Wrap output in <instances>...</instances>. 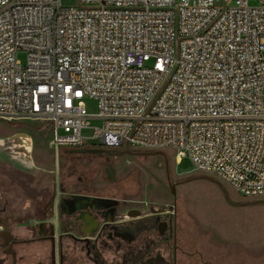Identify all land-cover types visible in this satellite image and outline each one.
Listing matches in <instances>:
<instances>
[{"label":"built area","instance_id":"built-area-1","mask_svg":"<svg viewBox=\"0 0 264 264\" xmlns=\"http://www.w3.org/2000/svg\"><path fill=\"white\" fill-rule=\"evenodd\" d=\"M20 117L55 152L172 149L264 197V0H0V120Z\"/></svg>","mask_w":264,"mask_h":264},{"label":"rangeland","instance_id":"rangeland-1","mask_svg":"<svg viewBox=\"0 0 264 264\" xmlns=\"http://www.w3.org/2000/svg\"><path fill=\"white\" fill-rule=\"evenodd\" d=\"M62 2L78 4V0ZM17 59L25 63L26 53H18ZM87 109L95 113L96 102L88 100ZM51 135L46 121L0 120V191L10 196V206L23 201L24 194L31 197L36 189L47 190L55 176L59 186L75 184L82 177L83 184L95 185L104 199L118 201L124 210L166 207L176 201L182 224H191L186 234L194 241L195 264H264V197L241 196L214 177L196 172L190 159L179 162L172 149H130L117 161L115 179L109 180L96 167L95 157L72 152L75 149L55 152ZM96 146L98 139L88 140V148ZM231 201L254 203L233 206Z\"/></svg>","mask_w":264,"mask_h":264},{"label":"flooded vegetation","instance_id":"flooded-vegetation-1","mask_svg":"<svg viewBox=\"0 0 264 264\" xmlns=\"http://www.w3.org/2000/svg\"><path fill=\"white\" fill-rule=\"evenodd\" d=\"M83 155L95 157L109 180L124 156ZM76 180L59 186L55 176L45 205L0 204V264H195L186 234L191 224H182L176 201L124 210L95 185Z\"/></svg>","mask_w":264,"mask_h":264},{"label":"crops","instance_id":"crops-1","mask_svg":"<svg viewBox=\"0 0 264 264\" xmlns=\"http://www.w3.org/2000/svg\"><path fill=\"white\" fill-rule=\"evenodd\" d=\"M50 172H52V170ZM51 187H52V185L49 188H47V190H44L42 192H40L38 190V192L34 196H31V197H26L28 195L24 194V196L26 195L24 197V200L23 201H17L14 205L15 206H22V205L24 206L27 204H32L34 202L45 205V203L48 201V195H49V191H50L49 189H51ZM9 197L10 196L8 194L2 193L0 191V204H2V203L9 204V202H12V201H9ZM21 203H23V204L21 205Z\"/></svg>","mask_w":264,"mask_h":264},{"label":"water","instance_id":"water-1","mask_svg":"<svg viewBox=\"0 0 264 264\" xmlns=\"http://www.w3.org/2000/svg\"><path fill=\"white\" fill-rule=\"evenodd\" d=\"M72 152L80 153V154H97V155L109 154V153L114 152L116 155H125V154H130V149L112 151V150H108V149L94 147V148L75 149V150H72ZM156 153H159V152H156ZM171 192L176 196L175 185H173L171 187ZM251 203H254V202H234V201H231V204L233 206L249 205Z\"/></svg>","mask_w":264,"mask_h":264}]
</instances>
